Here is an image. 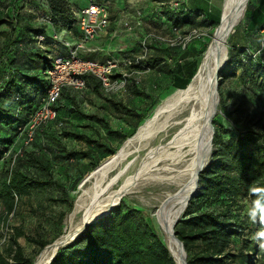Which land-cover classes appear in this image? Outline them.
I'll return each mask as SVG.
<instances>
[{"label": "trees", "instance_id": "trees-1", "mask_svg": "<svg viewBox=\"0 0 264 264\" xmlns=\"http://www.w3.org/2000/svg\"><path fill=\"white\" fill-rule=\"evenodd\" d=\"M114 1L119 3V9L108 5L105 0H0V3L6 4L5 10L0 8V28L10 33L5 43L10 48L0 55L1 75L4 76L0 83V143L6 138L5 128L15 124L21 128L27 117L41 106L51 87L47 70L52 65L53 56L66 53V47L62 40L54 38V32L62 33L63 38L68 39L79 36L78 12L91 2L108 7L112 21L110 30H115L118 12L125 8L128 0ZM171 1H148L150 6L143 11L141 9V19L148 23L146 29L149 31H144L134 42L128 37L125 46L118 48V38L111 34L105 36L106 41L104 37L90 40V46L101 49L91 52L89 57L100 56L103 60L118 58L122 63L121 60L142 51L141 39L152 29L157 32L162 30V33L177 41L168 43L156 40L148 43L146 56L138 63L128 65L131 72L138 69L140 74L124 76L115 69L113 80H125V87L118 92L106 90L100 79L89 73L82 75L85 80L83 88L63 85L53 105L57 110L56 117L41 124V131L37 135L41 132L47 134L45 126L51 122L59 125L69 122L73 130L96 135L97 139L88 138L89 141L113 156L122 142L136 132L152 108L156 107L159 91L185 87L200 65L196 57L207 51L212 37L211 32L207 33L209 38L205 36L206 32H201V26L215 28L221 14L210 19L197 11L195 15L200 21L196 22L185 15V0H181L177 7H173ZM263 27L264 0H251L238 34L247 44L236 45V41H233L230 45L229 42V59L219 71L220 83L224 78L236 75L241 67L250 81L264 88V51L256 53L261 44L260 30ZM193 29L199 32L198 36L188 40L185 45L184 41L179 42V36L182 38ZM237 32L239 28L235 34ZM39 34L45 35L43 47L38 43ZM157 90L155 96L154 91ZM219 90L222 95V89ZM130 95L133 97L128 102L127 96ZM89 99L94 100L90 102L93 105L91 108L88 107ZM109 114H118L128 125L127 129L113 127L108 119ZM223 131H229V128L215 126L214 149L199 174V189L175 225V233L187 251L188 264H256L257 257H264V249L259 248L252 238L259 225L250 223L246 215L253 199L249 189L264 188V128L239 126L229 138L223 136ZM74 135L80 136L78 133ZM110 135L119 138L116 144ZM34 159L39 162L36 156ZM0 173L3 174L0 202L7 212L16 207L20 196L31 190L52 184L62 185L52 176L37 177L20 166L14 167L6 162L0 166ZM260 195L264 198V193ZM200 197L203 199L200 200ZM56 200L66 201V195ZM27 238L39 245L38 252L54 241L34 236ZM12 239L18 243L15 236ZM0 264H34V257L28 255L20 244L15 249L10 245L0 249ZM49 264L177 262L145 211L122 199L107 215L88 224L79 237L60 246Z\"/></svg>", "mask_w": 264, "mask_h": 264}, {"label": "rangeland", "instance_id": "rangeland-1", "mask_svg": "<svg viewBox=\"0 0 264 264\" xmlns=\"http://www.w3.org/2000/svg\"><path fill=\"white\" fill-rule=\"evenodd\" d=\"M86 1L89 0H85V2ZM105 1L108 5L113 7L116 6V8H118L117 5H119V3L117 4L114 0ZM148 1L149 0H128L125 8L119 10L118 21L120 23L117 22L115 25L117 30L114 32L117 34L118 48L125 46L124 42L129 40L128 37L132 38L131 42H134V39L140 37L144 31H149L146 29V27H149L148 23L142 19V25H136L138 20L137 10L142 9L143 11L148 8V6H150ZM250 1L251 0H248L243 18L237 27L239 28V32L235 34L237 31L236 28L235 32L231 34L232 36L229 37L230 39H228V50L230 49L231 43L238 40L240 37L238 34L241 31L245 12ZM5 6L6 4L0 3L1 9L5 10ZM125 22H128L133 26V32L125 30ZM214 29L215 28L201 29V32H206L205 36H208L207 33L210 32L213 35ZM1 30L2 29L0 28V55L2 56V54H4V52L6 53L10 48V46H5L10 33ZM159 31L163 32L162 30ZM61 35L62 37L64 36L62 33ZM103 39L106 41L107 38L104 37ZM205 52L206 50L203 53L198 54L196 57L199 59L198 63H201ZM81 55L84 56L86 54L81 52ZM2 73L3 72L0 69V83L4 78V76L1 75ZM220 78L221 77H218L217 79L218 104L213 116L215 122L212 119L214 130L216 125L218 128H229V131H223V136L229 138L236 132L239 126L254 125L256 128H264V88L250 81L241 67L237 70L236 75L224 78L221 83ZM114 86L115 87L109 91L118 92V85L114 84ZM219 88L222 89V95ZM175 89V87H171L166 91H154V93H156L155 96H157V92L159 91L158 103ZM132 97L133 95L127 96V101L130 102ZM93 101V99H89L88 107H92ZM154 108L155 106L149 112L148 117ZM27 119L24 123L19 122L23 123L21 128H18V125L16 124L5 128L4 132L6 138L0 143V166L5 162L10 163V165L14 167L20 166L37 177L52 176L62 185L52 184L44 188L31 190L30 193L23 194L18 198L16 207L11 212H7L3 204L0 202V249L10 245L15 249L20 244L28 255L34 257L35 263L36 259L47 245L52 244L55 240L61 238L69 231L71 222L77 224L81 221L82 212H74L77 199L83 190L91 185L92 175L95 170L93 168L112 156L106 154L102 149L97 148L95 143L89 141L88 138L97 139L96 135H87L81 131L73 130L69 125V122H65L64 125L51 122L49 125L45 126L47 134H52V136H50L44 132L37 135L39 131H41L42 126H33L35 120H33V117L31 116L29 118L27 117ZM74 133H78L80 136L74 135ZM110 137H112L111 139L115 144L119 140L118 137L113 135H110ZM126 139L117 148L118 150L128 140ZM159 141H161V139L156 140V142ZM213 149L214 145L212 147V152ZM144 153L145 150H140L129 155L118 168L110 173L100 194H104L107 190L117 187L127 174L136 171ZM34 156L38 158L39 162L34 159ZM211 156L212 153L210 154V158ZM2 178L3 174L0 173V186ZM160 191L161 189L156 183H141L135 188V190L133 189L126 193L122 199L135 208L144 210L156 232L162 235L156 226L153 217L154 208L151 204L154 194ZM62 195H66V201L56 200V198ZM202 199L203 197H200V200ZM190 200L188 204L190 203ZM71 204H73L72 208ZM117 205L118 204L115 206ZM62 213H64V215L61 219ZM19 231L22 233L17 235ZM12 236H15L18 243L13 241ZM27 236L45 238L48 240L54 239V241L48 243L38 252L39 245L28 240ZM162 236L165 238V235ZM256 259V264H264V257L259 256Z\"/></svg>", "mask_w": 264, "mask_h": 264}, {"label": "bare ground", "instance_id": "bare-ground-1", "mask_svg": "<svg viewBox=\"0 0 264 264\" xmlns=\"http://www.w3.org/2000/svg\"><path fill=\"white\" fill-rule=\"evenodd\" d=\"M246 3L247 0H224L221 21L214 29L208 53L196 76L185 87L166 95L149 117L141 121L136 133L95 168L92 183L80 194L74 210L82 212L81 221L71 222L68 232L79 230L84 218L107 211L141 183L153 182L161 189L151 203L156 226L165 235L178 263H187L172 235V227L186 209L200 169L210 157L212 119L218 104L216 71L226 59L228 39L240 24ZM157 139L161 141L156 142ZM140 150L145 153L136 171L127 174L117 187L100 194L110 173ZM55 250L56 243L47 245L35 264H47Z\"/></svg>", "mask_w": 264, "mask_h": 264}, {"label": "built area", "instance_id": "built-area-1", "mask_svg": "<svg viewBox=\"0 0 264 264\" xmlns=\"http://www.w3.org/2000/svg\"><path fill=\"white\" fill-rule=\"evenodd\" d=\"M181 3V0H172L171 4L173 7H177ZM141 9L137 10V23L136 25L142 24L141 20ZM110 11L107 6L99 3L91 2L87 6L83 7L78 12V29L80 35L74 39L63 38L58 32H54L53 36L55 39L62 40L66 47L65 54H55L53 56L52 65L47 70V77L51 81V87L48 90L47 95L43 98L41 106L32 114L35 125L46 124L50 120L54 119L57 115V110L53 107L54 102L60 95L61 89L65 84H71L76 88H83L85 86V80L82 77L84 74H93L102 82V85L106 90L114 88V84L118 85V91L125 87V80L116 81L113 80L112 74L117 69L118 72L124 76H130L132 73L140 74L141 71L134 69L133 72L129 70L128 65L138 63L144 58L148 52L147 44L153 41H164L168 43H174L177 41L176 38H172L170 35L151 30L142 38V51L134 56L126 57L121 60L118 58L101 59L100 57L90 58L89 54L93 51L101 49V47L90 46L88 42L97 37L117 36L114 32L117 30H110ZM120 23L119 21H117ZM125 30L133 31V26L128 22L124 23ZM66 33V31H65ZM199 32L193 29L190 33L186 34L181 38L178 37L179 42L184 41V45L188 40L194 36H198ZM261 44L259 49L256 51L260 54L264 51V27L260 30ZM38 43L40 46H44L45 35H37ZM82 53L86 55L82 56ZM255 53V54H256ZM111 92V91H110Z\"/></svg>", "mask_w": 264, "mask_h": 264}, {"label": "water", "instance_id": "water-1", "mask_svg": "<svg viewBox=\"0 0 264 264\" xmlns=\"http://www.w3.org/2000/svg\"><path fill=\"white\" fill-rule=\"evenodd\" d=\"M247 2H248V0H247ZM246 4H247V3H246ZM245 8H246V5H245ZM220 21H221V20H220ZM208 50H209V48H208L207 51L205 52V54H204L202 60H203V59L205 58V56L207 55ZM228 55H229V50L227 51V54H226V56H225L226 59H225V60L223 61V63L218 67V69H217V71H216V80H217L218 77H219V71H220V69H221V68L227 63V61H228ZM200 66H201V64L199 65L198 70H199ZM198 70H197V72L194 74L193 78H194V77L196 76V74L198 73ZM193 78H192V79H193ZM192 79H191V80H192ZM216 90H217V85H216ZM217 93H218V92H217ZM139 127H140V126H139ZM139 127H138V128H139ZM212 129H213V136H212V147H213V137H214V132H215L213 123H212ZM137 130H138V129H137ZM137 130H136V131H137ZM135 133H136V132H135ZM135 133H134V134H135ZM134 134H133V135H134ZM131 137H132V136H131ZM131 137H129V138H131ZM129 138H127V139H129ZM127 139H126V140H127ZM211 153H212V148H211ZM211 153H210V154H211ZM209 158H210V157H209ZM208 161H209V159L207 160V162H208ZM207 162L205 163V165L207 164ZM205 165L200 169V172L203 170V168L205 167ZM199 174H200V173H199ZM198 189H199V176H198V178H197V180H196L195 187H194V189L192 190V192H191V194H190V197H189L190 199H191L193 196H195V194L197 193ZM121 199H122V197L118 200L117 204H119V203L121 202ZM190 199H189V200H190ZM113 208H115V205H112L107 211H105V212H103V213H101V214H94V215H90V216L84 218L83 223H82V226H81V228H80L79 230H76V231H74V232H68V233H66L65 235H63L61 238L55 240L53 243H56V250H55L54 253L52 254V256H51V258L49 259V261H48L47 264H49V263L52 261V259H53L54 256L56 255V253H57V251H58V248H59L60 246L67 245V244L70 243L71 241L75 240L77 237L80 236V234L82 233V231L85 229V227H86L88 224H91V223L97 221V220H98L99 218H101L102 216L107 215V214H108ZM180 216H181V215H180ZM180 216L176 219V221H175L174 224H173V227H172V235H173V237L176 239V241L178 242V245L180 246V249L185 253V255H186V257H187V251H186V249H185L184 243H183V241H182L180 238L177 237V235H176V233H175V225H176L177 221L179 220ZM168 247H169L170 252L172 253L171 248H170L169 245H168ZM172 255H173V254H172ZM173 257H174L175 261L177 262V264H179L178 261L176 260V258H175L174 255H173ZM186 259H187V258H186ZM34 264H35V263H34ZM186 264H188V262H187Z\"/></svg>", "mask_w": 264, "mask_h": 264}, {"label": "crops", "instance_id": "crops-1", "mask_svg": "<svg viewBox=\"0 0 264 264\" xmlns=\"http://www.w3.org/2000/svg\"><path fill=\"white\" fill-rule=\"evenodd\" d=\"M223 3L224 0H185V15L190 19H195L196 22H199L200 18L197 15H195L196 12L199 11V12H203L205 17L210 19H215L221 14ZM187 26L188 25H185V27ZM201 29H206V27L201 26ZM235 44L245 45L247 43L243 41L241 37H239V39L236 40ZM101 101H105V100L102 99ZM108 119L111 121L113 127L115 128L124 130L127 129L128 127V125L118 117V114L116 115L109 114Z\"/></svg>", "mask_w": 264, "mask_h": 264}, {"label": "clouds", "instance_id": "clouds-1", "mask_svg": "<svg viewBox=\"0 0 264 264\" xmlns=\"http://www.w3.org/2000/svg\"><path fill=\"white\" fill-rule=\"evenodd\" d=\"M249 192L253 199L252 206L246 215L250 223L259 225L252 238L257 242L259 248L264 249V198L260 195L264 193V188H250Z\"/></svg>", "mask_w": 264, "mask_h": 264}]
</instances>
